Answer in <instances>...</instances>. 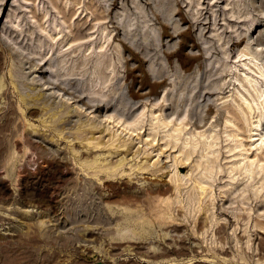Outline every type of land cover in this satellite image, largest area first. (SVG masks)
I'll use <instances>...</instances> for the list:
<instances>
[{"label":"rangeland","instance_id":"rangeland-1","mask_svg":"<svg viewBox=\"0 0 264 264\" xmlns=\"http://www.w3.org/2000/svg\"><path fill=\"white\" fill-rule=\"evenodd\" d=\"M249 68L264 0H0V264H264Z\"/></svg>","mask_w":264,"mask_h":264},{"label":"bare ground","instance_id":"bare-ground-1","mask_svg":"<svg viewBox=\"0 0 264 264\" xmlns=\"http://www.w3.org/2000/svg\"><path fill=\"white\" fill-rule=\"evenodd\" d=\"M241 40L242 39H240L238 42H240ZM38 65H40V64H38ZM39 67H41V66H39ZM250 71H251V76L250 75H246L245 76V82H246V84H243V86H245V90L247 91V93L249 94V96H251L253 98V101H254V104H255V110L257 111V114H258V122L259 123H262V116H263V114H262V111L261 110H263V108H264V106L262 105V103L264 102V97H263V91H264V89H263V86H264V78L263 77H264V74L261 71L256 72V71H253L251 69H250ZM210 93H212V91L205 90V91H203L201 93L200 97L201 96H204L206 94L208 95ZM5 97L6 96H4V99H5ZM34 99H35V97H34ZM208 100H209V96L207 97L204 106H206L208 104ZM244 101H245L244 103L247 105V107L249 108V110L255 112L254 109H253V107L251 106V104H249L248 102H246V99H244ZM9 103H11V102H9ZM240 108H242V111H243V107H240ZM205 115L204 116H200L198 119L194 120V124H196V125H201V123L204 124L205 121H206ZM259 123H258V125H259ZM162 124L164 126H167L168 123L165 122V121H162ZM262 136H264V134H262ZM91 143L93 144L94 147H98L101 144L100 141H97V142L88 141L87 142V144H91ZM110 145H112L113 148H115V147L120 148V147H124L125 146L126 148H125V151H124L123 155L117 161H115V163H113V164L112 163L111 164H107L108 162L104 163L103 161L102 162L100 161V163H104V164H99L98 163L99 164L98 166L95 165L96 166V169L94 170V172H97V171L100 172V173H101V171H104L105 173L113 172V171L117 170L120 166L123 167L124 166V163H127V161H126L127 160V155H128L129 150H130L128 144H126L125 141L122 140V141H118L116 144L113 143V142H110L108 144V146H110ZM113 148H112V150H110L108 152H112V151L114 152ZM116 152H118V151H116ZM96 162H98V161H96ZM180 163H184V162H180ZM94 164H96V163H94ZM180 165H181L180 167H184L185 166L184 164H180ZM88 167H89V165H88ZM249 168H251V167H245V170H247ZM251 170L255 171L257 174H259V171H261L260 169L258 170V168L251 169ZM142 183L143 182H141V184ZM136 189H137L136 191L139 190V188H136ZM164 189H165L164 186H156L154 188H153V186H150V187H148V190H146V192H144V193L142 192L143 194H139L138 192H136L134 190L128 191V192H125V191L120 192L119 191V193H120V195H121L122 198H127L129 200L131 199V200H133L135 202H138V201H141L142 199L150 200V199H154V198H156V199L157 198L158 199L159 198H162L161 195H163L165 193V190ZM200 189L201 190H204L205 188L203 186H200ZM129 190H131V189H129Z\"/></svg>","mask_w":264,"mask_h":264}]
</instances>
